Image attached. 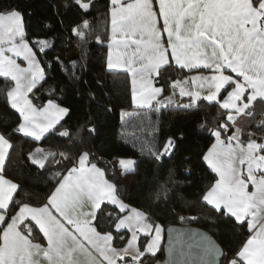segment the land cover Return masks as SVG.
I'll return each instance as SVG.
<instances>
[{
    "label": "snow or ice",
    "instance_id": "1",
    "mask_svg": "<svg viewBox=\"0 0 264 264\" xmlns=\"http://www.w3.org/2000/svg\"><path fill=\"white\" fill-rule=\"evenodd\" d=\"M72 4L87 13L92 0ZM109 21L106 67L130 75L133 103L156 110L176 103L172 97L159 99L164 89L153 86L173 63L181 70L208 73L170 84L173 95L178 89L181 98H188L177 106L191 109L206 101L218 105V115L225 118L210 129L214 142L202 155L215 174L202 201L247 226L249 235L228 264H264V136L258 142L250 132L244 140L238 126V118L250 121L256 103L264 104V0H110ZM90 29L85 20L72 34L86 41ZM96 43L104 46L105 37L97 35ZM36 45L40 54L51 47L46 39H27L22 12L0 11V78L11 82L6 101L20 121L13 131L40 142L56 131L70 109L51 98L34 103V90L46 78ZM258 127L264 128V120ZM69 135L66 129L59 132ZM176 146V138L169 136L147 151L159 161ZM11 148L9 138L0 134V264H144L146 254L155 255L161 227L124 202L90 153L70 160L64 152L39 146L29 152L28 161L39 171L51 160L72 165L55 173L53 190L33 205L15 199L20 185L3 174ZM134 165L120 161L125 173L134 171ZM102 216L110 221L107 230L100 224ZM141 235L148 238L143 246ZM205 252L221 254L211 242Z\"/></svg>",
    "mask_w": 264,
    "mask_h": 264
},
{
    "label": "trees",
    "instance_id": "2",
    "mask_svg": "<svg viewBox=\"0 0 264 264\" xmlns=\"http://www.w3.org/2000/svg\"><path fill=\"white\" fill-rule=\"evenodd\" d=\"M109 6L110 0H92L90 10L84 13L72 0H0V11L17 9L23 13L30 42L46 39L51 45L46 54H40L38 45L35 46L46 74L45 80L34 90L38 97L35 103L41 105L51 98L70 109L55 132L35 142L13 131L19 116L6 101V92L12 85L0 78V132L12 144L3 174L20 185L16 200H28L36 205L53 190L55 173L72 165L57 156L56 160H62L59 165L51 160L45 170L39 171L28 161L29 152L39 146L46 151L64 152L74 160L87 151L125 203L143 211L163 230L168 225L204 229L223 249L220 264H228L245 241L247 226L240 227L202 201L203 193L215 180L202 155L214 139L210 129L224 122V116L218 115L222 110L206 101H200L191 109L177 106L188 103V98H180L176 105L159 110L133 106L129 74L106 67ZM85 20L91 29L86 32V41H81L72 34V29ZM97 35L105 37L104 46L96 43ZM188 72L175 65L168 67L162 78L154 81L164 89L159 99L172 94V81ZM124 111L133 113L122 120ZM255 113L250 121L238 118L244 140L250 132L258 141L264 136V128L258 127L259 121L264 120V104L257 102ZM93 127L95 132L90 133ZM65 129L70 135L59 136ZM169 136L177 141L171 156L159 161L152 158L148 148L160 146ZM120 158H132L135 170L125 173ZM109 210L110 206L105 208V212ZM108 223L110 221L102 216L100 224L104 230ZM143 240L144 236L139 240L141 246ZM162 244L163 241L155 255L146 254L144 264H154L163 257Z\"/></svg>",
    "mask_w": 264,
    "mask_h": 264
},
{
    "label": "water",
    "instance_id": "3",
    "mask_svg": "<svg viewBox=\"0 0 264 264\" xmlns=\"http://www.w3.org/2000/svg\"><path fill=\"white\" fill-rule=\"evenodd\" d=\"M208 242L220 255L205 252ZM163 257L154 264H220L224 252L217 241L204 229L193 225H168L164 228Z\"/></svg>",
    "mask_w": 264,
    "mask_h": 264
},
{
    "label": "crops",
    "instance_id": "4",
    "mask_svg": "<svg viewBox=\"0 0 264 264\" xmlns=\"http://www.w3.org/2000/svg\"><path fill=\"white\" fill-rule=\"evenodd\" d=\"M162 26V25H161ZM165 40H166V34H165ZM107 54H108V52H107ZM18 62L21 64V66H25V63L22 61V60H18ZM173 65H175L174 63H173ZM186 71H188V70H186ZM197 74H208L206 71H201V72H197V71H195V70H193V71H190V72H188L187 74H185V75H183V76H180V77H176L173 81H175V80H183V79H185L186 77H189V76H192V75H197ZM129 79H130V91H131V101H132V83H131V77H130V75H129ZM172 81V82H173ZM153 86H155V87H159V86H157L156 84H155V82H153ZM174 92V91H173ZM173 92H172V94H169V95H166L165 97H163L162 98V100L163 99H165V98H168V97H172L173 98V100L176 102V103H179V100H180V95H179V90L178 89H176L175 90V95H173ZM183 98H187V97H183ZM176 103H174L173 105H176ZM132 104H133V106H135V107H141L139 104H137V103H133V101H132ZM131 113H133V112H128V111H124V112H122L121 113V115H122V120H125ZM20 122V121H19ZM0 134H2L1 132H0ZM214 142V139H213V141L211 142V143H213ZM258 142H260V141H258ZM211 145V144H210ZM209 145V146H210ZM206 151H207V149H206ZM205 151V152H206ZM121 160H130V159H124V158H120L119 159V163H120V161ZM132 161H134L133 159H131ZM99 167V166H98ZM102 169V168H101ZM103 170V169H102ZM6 177V176H5ZM6 178H8V177H6ZM105 178L110 182V183H112L107 177H106V175H105ZM9 179V178H8ZM14 182V181H13ZM214 183V182H213ZM211 186V185H210ZM211 207V206H210ZM161 228H162V226H161ZM248 235H249V233H248ZM247 235V236H248ZM141 236H143V235H141ZM163 238H164V230H163V233H162V241H163ZM246 239H247V237H246ZM245 239V240H246ZM41 243H43V241L41 240L40 241ZM245 242V241H244ZM243 242V243H244ZM162 243V242H161ZM122 246V245H121ZM242 246V245H241Z\"/></svg>",
    "mask_w": 264,
    "mask_h": 264
},
{
    "label": "rangeland",
    "instance_id": "5",
    "mask_svg": "<svg viewBox=\"0 0 264 264\" xmlns=\"http://www.w3.org/2000/svg\"><path fill=\"white\" fill-rule=\"evenodd\" d=\"M26 66V65H25ZM31 95V94H30ZM34 103H35V101H34ZM124 159H132V158H124ZM151 222V221H150ZM153 223V222H152ZM153 224H157V223H153ZM159 225V224H158ZM160 226V225H159ZM161 227V226H160ZM162 233H163V228H161V233H160V241H159V247H160V245H161V242H162ZM142 237V236H141ZM140 237V238H141ZM147 239L148 238H146V237H144V240H143V245L146 243V241H147ZM140 240V239H139ZM138 243H139V241H138ZM159 247L156 249V251L159 249Z\"/></svg>",
    "mask_w": 264,
    "mask_h": 264
}]
</instances>
